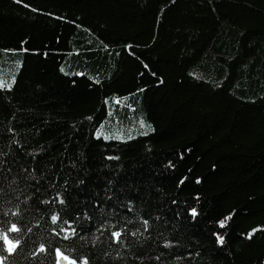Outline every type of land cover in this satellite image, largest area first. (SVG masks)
Segmentation results:
<instances>
[{
    "label": "trees",
    "instance_id": "obj_1",
    "mask_svg": "<svg viewBox=\"0 0 264 264\" xmlns=\"http://www.w3.org/2000/svg\"><path fill=\"white\" fill-rule=\"evenodd\" d=\"M1 68L4 264H264V0H0Z\"/></svg>",
    "mask_w": 264,
    "mask_h": 264
},
{
    "label": "snow or ice",
    "instance_id": "obj_2",
    "mask_svg": "<svg viewBox=\"0 0 264 264\" xmlns=\"http://www.w3.org/2000/svg\"><path fill=\"white\" fill-rule=\"evenodd\" d=\"M17 2H20V0H17ZM0 87H3V84H0ZM61 202H62V201H61ZM192 214H193V215L196 214V213H195V210H193V213H192ZM51 220H52L53 223H56L57 220H58V217H57V216H52V217H51ZM222 226H223V225H222ZM10 231H19V229H17L16 226L13 225V226L11 227ZM113 235L116 236V237H119V236H120V233H119V232H116V233H113ZM0 238L4 239L5 242L9 245L7 251H8L10 254H11V253L17 248V246L19 245V241H16V242L14 243L13 241H11V240L8 239V237H7L6 234L3 235V236L0 237ZM64 238H65V239H68L69 237H68V235H65ZM220 242H221V243L223 242L222 239H221ZM44 250H45L44 247L41 246L40 251H44ZM56 253H57V256H61V257H63L64 259H67L66 256H63V253H61L59 249L56 250ZM5 259H6V257L0 256V264H4V260H5ZM72 264H75V262L73 261ZM83 264H88L87 260L83 261Z\"/></svg>",
    "mask_w": 264,
    "mask_h": 264
},
{
    "label": "rangeland",
    "instance_id": "obj_3",
    "mask_svg": "<svg viewBox=\"0 0 264 264\" xmlns=\"http://www.w3.org/2000/svg\"><path fill=\"white\" fill-rule=\"evenodd\" d=\"M6 70V69H5ZM0 74L1 75H6V76H10V75H12V74H10V72H5L4 70H2V68H1V70H0ZM14 76V75H13ZM13 78V77H12ZM8 80V77H6L5 78V81H7Z\"/></svg>",
    "mask_w": 264,
    "mask_h": 264
},
{
    "label": "water",
    "instance_id": "obj_4",
    "mask_svg": "<svg viewBox=\"0 0 264 264\" xmlns=\"http://www.w3.org/2000/svg\"><path fill=\"white\" fill-rule=\"evenodd\" d=\"M60 262L62 264H66L67 263V259H64L63 257H60Z\"/></svg>",
    "mask_w": 264,
    "mask_h": 264
}]
</instances>
